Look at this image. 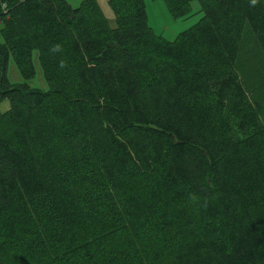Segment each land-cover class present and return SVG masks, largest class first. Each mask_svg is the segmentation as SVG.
I'll return each instance as SVG.
<instances>
[{
	"label": "trees",
	"instance_id": "1",
	"mask_svg": "<svg viewBox=\"0 0 264 264\" xmlns=\"http://www.w3.org/2000/svg\"><path fill=\"white\" fill-rule=\"evenodd\" d=\"M196 1L0 0V264H264V0Z\"/></svg>",
	"mask_w": 264,
	"mask_h": 264
},
{
	"label": "rangeland",
	"instance_id": "2",
	"mask_svg": "<svg viewBox=\"0 0 264 264\" xmlns=\"http://www.w3.org/2000/svg\"><path fill=\"white\" fill-rule=\"evenodd\" d=\"M71 6H76L80 0H65ZM100 10L108 21L110 26H113V16L112 12L108 6L107 0H96ZM190 10L189 12L182 17L173 18L163 0H144V7L146 12V24L151 28L152 32L157 36L165 40H173L176 34L192 24H194L202 15L199 10V4L196 0L189 2ZM1 40V38H0ZM251 51V50H250ZM259 56V55H258ZM256 64L264 65L263 61L259 60ZM31 62L33 66V75L28 79H23L11 56L9 55L6 61V78L9 83H25L30 88H35L39 90L46 89V83L42 78L41 71L37 62L36 51H32ZM254 62V61H253ZM248 63V62H246ZM251 61H249V64ZM253 65V64H252ZM246 67V68H245ZM243 78H247L245 81H248V84L251 87L252 96L258 100L264 99V76L262 77V82H258V72L254 71V68L248 65H244L243 69L241 68ZM8 108V101L3 100L0 102V111L3 112Z\"/></svg>",
	"mask_w": 264,
	"mask_h": 264
},
{
	"label": "clouds",
	"instance_id": "3",
	"mask_svg": "<svg viewBox=\"0 0 264 264\" xmlns=\"http://www.w3.org/2000/svg\"><path fill=\"white\" fill-rule=\"evenodd\" d=\"M252 4L254 5L256 3V0H251Z\"/></svg>",
	"mask_w": 264,
	"mask_h": 264
}]
</instances>
